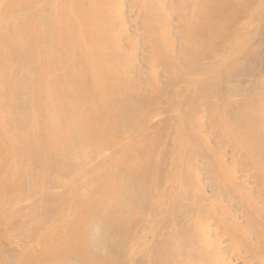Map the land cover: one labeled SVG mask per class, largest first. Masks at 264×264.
<instances>
[{"label": "bare ground", "instance_id": "6f19581e", "mask_svg": "<svg viewBox=\"0 0 264 264\" xmlns=\"http://www.w3.org/2000/svg\"><path fill=\"white\" fill-rule=\"evenodd\" d=\"M0 257L264 264V0H0Z\"/></svg>", "mask_w": 264, "mask_h": 264}, {"label": "rangeland", "instance_id": "374dc122", "mask_svg": "<svg viewBox=\"0 0 264 264\" xmlns=\"http://www.w3.org/2000/svg\"><path fill=\"white\" fill-rule=\"evenodd\" d=\"M12 239H13V238H12ZM12 239H11V240H12ZM9 240H10V239H9ZM12 241H13V240H12ZM12 241H11V242H12ZM9 242H10V241H9ZM75 247H77V245H76ZM75 247L73 246V249H74ZM73 249H72V250H73ZM73 252H74V251H73ZM0 258H1V257H0ZM1 260H3V259H1ZM1 260H0V264H1ZM7 260H9V259H7ZM10 261H11V260H10ZM10 261H9V262H10ZM4 262H5V261H4ZM20 262H21V261H20ZM2 264H5V263H2ZM6 264H9V263L7 262ZM10 264H11V262H10Z\"/></svg>", "mask_w": 264, "mask_h": 264}]
</instances>
